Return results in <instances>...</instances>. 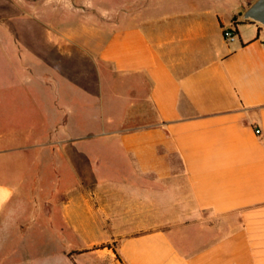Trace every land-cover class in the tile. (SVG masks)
Here are the masks:
<instances>
[{
	"label": "crops",
	"instance_id": "obj_1",
	"mask_svg": "<svg viewBox=\"0 0 264 264\" xmlns=\"http://www.w3.org/2000/svg\"><path fill=\"white\" fill-rule=\"evenodd\" d=\"M16 2L23 14L84 15L106 31L98 61L117 79V97L127 85L131 114L128 129L80 135L74 146L68 92L38 89L48 127L35 142L69 165L64 233L99 239L3 250L32 222H23V178L0 179V264H264V27L223 37L249 0ZM12 73L1 106L23 97L17 65ZM17 117L1 114L0 127ZM19 139L13 129L0 136L2 172L41 159L13 155L32 142Z\"/></svg>",
	"mask_w": 264,
	"mask_h": 264
},
{
	"label": "rangeland",
	"instance_id": "obj_2",
	"mask_svg": "<svg viewBox=\"0 0 264 264\" xmlns=\"http://www.w3.org/2000/svg\"><path fill=\"white\" fill-rule=\"evenodd\" d=\"M254 1L249 0V6ZM86 19L77 14H23L16 0H0V121L1 114L4 118L18 114L15 125L0 127V136L13 129L19 140L31 137L32 142L18 144L17 153L12 152L15 156L42 155L38 161L32 157L24 160V166L14 163L9 167L5 163L4 171L0 170V179L23 178L25 209H28L23 222H32V227L24 226L19 239L8 238L3 250H73L99 239L65 235L60 208L65 168L69 165L62 157L53 161L43 155L42 143L35 142L42 140L47 126L48 120L42 116L46 108L42 94L47 96L50 89L68 92L71 98L74 146L79 145L80 135H108L112 129H128L131 114L128 87L121 86L124 94L120 98L116 96L120 88L117 79H113L108 65L98 61L107 32ZM237 20L242 21V14ZM249 26L253 23H233L231 29L238 38L237 29ZM16 65L23 97L7 107L1 106L5 96L2 85L5 78L10 84V74L13 75ZM39 88L42 94H37ZM53 145L60 149L65 144ZM56 151L59 154L60 150Z\"/></svg>",
	"mask_w": 264,
	"mask_h": 264
},
{
	"label": "water",
	"instance_id": "obj_3",
	"mask_svg": "<svg viewBox=\"0 0 264 264\" xmlns=\"http://www.w3.org/2000/svg\"><path fill=\"white\" fill-rule=\"evenodd\" d=\"M242 20L264 27V0L254 1L242 14Z\"/></svg>",
	"mask_w": 264,
	"mask_h": 264
},
{
	"label": "built area",
	"instance_id": "obj_4",
	"mask_svg": "<svg viewBox=\"0 0 264 264\" xmlns=\"http://www.w3.org/2000/svg\"><path fill=\"white\" fill-rule=\"evenodd\" d=\"M223 37L227 42H230L236 38L235 31L231 28L224 29L223 30ZM256 132L259 134L260 130H257Z\"/></svg>",
	"mask_w": 264,
	"mask_h": 264
},
{
	"label": "trees",
	"instance_id": "obj_5",
	"mask_svg": "<svg viewBox=\"0 0 264 264\" xmlns=\"http://www.w3.org/2000/svg\"><path fill=\"white\" fill-rule=\"evenodd\" d=\"M239 16H241V14H239ZM237 17H238V16L234 17V19H233L235 25H237V24H239V23H253V22H251V21H244V20H242V21H237ZM253 24H254V23H253ZM101 249H103V247H101Z\"/></svg>",
	"mask_w": 264,
	"mask_h": 264
}]
</instances>
